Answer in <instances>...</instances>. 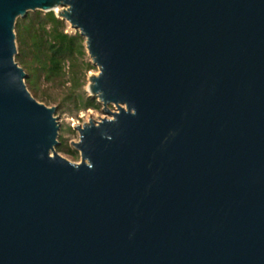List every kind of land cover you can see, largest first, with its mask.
<instances>
[{
	"label": "water",
	"instance_id": "1",
	"mask_svg": "<svg viewBox=\"0 0 264 264\" xmlns=\"http://www.w3.org/2000/svg\"><path fill=\"white\" fill-rule=\"evenodd\" d=\"M37 11L99 69L80 162L16 61ZM0 264H264V0H0Z\"/></svg>",
	"mask_w": 264,
	"mask_h": 264
},
{
	"label": "trees",
	"instance_id": "2",
	"mask_svg": "<svg viewBox=\"0 0 264 264\" xmlns=\"http://www.w3.org/2000/svg\"><path fill=\"white\" fill-rule=\"evenodd\" d=\"M64 21L57 18L54 12L35 13L28 15L25 19H18L16 24V34L18 43V55L16 61L28 72L26 83L32 86L38 76L53 81L66 77V65L73 62L74 56L83 57L85 55V39L77 32L74 35L65 33ZM31 55L32 64L29 66L25 58ZM75 65L72 69L73 99L77 103L78 110L98 109L100 103L97 99L89 97L86 93H79L76 90L81 88L79 80L75 74ZM88 68L94 66L88 64ZM58 151L62 146H58ZM66 153L75 155L76 151L66 150Z\"/></svg>",
	"mask_w": 264,
	"mask_h": 264
},
{
	"label": "rangeland",
	"instance_id": "3",
	"mask_svg": "<svg viewBox=\"0 0 264 264\" xmlns=\"http://www.w3.org/2000/svg\"><path fill=\"white\" fill-rule=\"evenodd\" d=\"M41 11L30 13L29 15H34ZM44 15V12H41ZM64 31L67 34L74 35L77 32L71 27V25L64 21ZM18 45V43H17ZM85 46V55L80 57L78 55L74 56L73 62H69L66 65V77L64 79H55L53 81L47 80L44 75L38 76L32 86L29 85L28 89L32 95L42 104L48 107H56V117H58L61 130L59 133V142L62 146V150L58 153L64 158L72 162H80V153L75 150L73 143L79 141L80 133L76 129L78 126H82L89 123L90 120L98 121L100 118L108 117L106 113L103 112V106L100 104L98 109H88V110H78L77 103L73 99L75 92H73V82H72V69L73 64L74 72L79 80L81 88L76 90L79 93H86L87 96L91 97L88 92V86L90 84V77L93 75H98L99 69L94 66L91 62V57ZM29 55V54H28ZM26 62L30 66L32 64L31 55L25 58ZM92 64L94 68L89 69L88 64ZM23 67V66H21ZM24 68V67H23ZM26 71V70H25ZM28 74V72L26 71ZM28 86V84H27ZM113 111H117L114 106H110ZM58 148V147H57ZM76 151L75 155H70L66 153V150Z\"/></svg>",
	"mask_w": 264,
	"mask_h": 264
},
{
	"label": "bare ground",
	"instance_id": "4",
	"mask_svg": "<svg viewBox=\"0 0 264 264\" xmlns=\"http://www.w3.org/2000/svg\"><path fill=\"white\" fill-rule=\"evenodd\" d=\"M57 11H60V8H59V9H57Z\"/></svg>",
	"mask_w": 264,
	"mask_h": 264
}]
</instances>
